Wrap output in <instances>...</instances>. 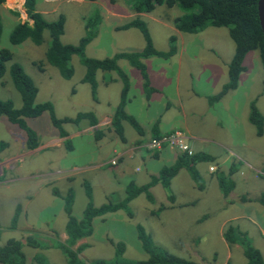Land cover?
Wrapping results in <instances>:
<instances>
[{
    "label": "rangeland",
    "instance_id": "1",
    "mask_svg": "<svg viewBox=\"0 0 264 264\" xmlns=\"http://www.w3.org/2000/svg\"><path fill=\"white\" fill-rule=\"evenodd\" d=\"M16 1L17 4H14V0H5L2 4L3 7H0V50L6 49L11 54V60L5 64V72L0 79V100H9L15 109L21 105V97L8 75V65L17 63L37 89L34 104H50L56 119L74 118L78 113H89L99 117L105 114L112 115L118 104L121 89V82L113 71H97L94 77L96 89L92 91L90 86L82 81L84 67L79 63L76 55H72L69 60L72 76L68 80L63 79L57 69L47 63L44 53L49 37L46 32L42 34L43 40L40 45H34L28 39L19 45L9 44V32L17 22H27L29 25L32 23L24 14L22 4H19L20 1ZM130 1L35 0L34 9L36 13L42 14V17L47 21L56 20L57 16L61 14L64 17V24L59 42L63 45L73 46L77 45L86 34L84 29L86 19L97 15L99 23L96 27V35L83 50L84 56L92 59L109 58L118 52H139L144 43L138 28L129 27L123 31L115 30L116 27L135 18L145 23L152 47L157 51H166L168 38L174 36L175 53L173 56L165 60L156 57L142 60L150 87L159 92L151 94L148 101L144 95H140L145 92L139 72L127 61L117 60V68L126 75L128 80L126 99L130 95L131 97L130 104L126 105L127 110L141 123L142 127L144 119L151 116L159 119L156 124V129L159 132L172 127L180 128V123L183 121L186 126L190 125L197 129L196 122L205 120L206 127L202 126V128L204 133L211 135L212 138L232 144L233 141L229 139V136L243 134L244 142L248 147L264 150V137L258 139L253 126L247 121L248 105L252 100L264 115V93L261 92L264 72L260 67L257 51L246 54L242 62L243 71L237 78L236 88L238 89L229 93L228 97H224L230 113H227L225 109L224 111L227 116L231 115L230 120L232 121L227 129L221 131L222 128L214 123L217 120L215 116L217 107L210 111L205 110L203 115L200 108L194 116L185 114V117H182V111L177 107L173 97L176 90L182 98V93H187L186 89L193 88L195 93L198 91L207 93V103L212 102L211 98L215 96L212 89H221L227 82V65L233 53V42L227 33L225 35L226 29L224 28L208 27L197 34L178 32L173 27L172 20L182 15L183 12L176 7L167 8L161 5L156 6L148 14H135L129 9ZM10 11L18 12V17L10 14ZM225 94L226 92L221 97ZM224 100L222 104H224ZM195 101L196 99L192 100L193 103ZM143 104H148L146 110ZM180 105L186 107L182 103ZM259 114L261 115L260 112ZM49 116V112L45 110L34 119L24 120L40 142L55 137L59 130L71 132L74 127H79L87 122V120H81L73 125H71L72 123H62L56 128L51 124ZM17 128L15 124L12 126L4 117H0V143L5 144L4 148L0 150V154L9 147L5 151L4 158L11 153L15 155L16 162L19 163V175H14V184H11L8 189L0 187L1 226L9 225L14 209L19 206L15 230H1L0 246L9 239L19 240L25 264H38L39 261L47 264H66L62 251L54 247V244L57 240L63 242L65 239L64 225L67 216L62 211V200L51 197L49 190L55 187L58 188V192H61L60 185L66 186L69 183L62 180V173L69 172L68 178L72 183L70 184L72 193L69 192L72 204L70 214L76 220L81 219L82 211L88 202L83 194L82 181L90 184L92 207L106 204L108 195H110L108 201L111 203L120 201L124 195L122 186L120 184L111 186L108 181L110 171L108 168H112L102 166L92 172L70 170L72 165L79 167L108 160L110 157L108 152L114 140L117 145L120 142L115 139V134L107 131H101L98 139L94 138V133L90 135L84 133L73 141L74 155L65 156L62 150L50 149L46 153L31 156L24 155V152H21L16 144L8 146L12 142L10 133L12 130L16 131ZM262 128L264 134V125ZM132 132L133 130L126 126V141H129L133 136ZM183 136L185 137V135ZM15 141H20V139L15 137ZM210 148L215 149L219 154L225 153L221 147L210 145ZM16 162H14L15 166H17ZM165 165L167 164L164 161H160L154 165V168L158 169ZM57 171H61V173ZM29 173L31 176L28 175ZM19 177L26 179L23 182ZM48 179L52 181V185L48 186V189L35 187L37 186L35 184L41 180ZM142 185L143 183H141ZM157 185L161 186L160 183ZM171 187L166 191L173 193L176 199L183 201L190 198L188 176L183 171L173 179ZM181 188L183 190L176 194V191ZM160 189L162 194L156 188L147 190L154 199V205L146 200L145 194L142 192L131 200L126 205L131 213L130 218L123 210L93 218L90 224V235L75 245V247L80 244L86 245L84 250L77 255V259L83 264H89L96 260L111 262L114 258V245L120 242L124 248L122 260L128 263L145 260L147 255L141 250L136 236V227L140 226L149 236L153 245L159 246L173 256L196 263L201 262V264H224L225 248L218 234L220 225L219 215L216 212L218 204L211 201L213 197L207 195L208 200H203L196 211H191L188 207H181L161 210L158 215H149L145 212L146 209H156L167 200L165 190ZM29 195H32V198L26 202L25 199ZM198 211L211 212V218L196 224L194 219ZM252 217L256 226L263 227L264 216L258 215L260 219ZM255 228L254 226L249 227L253 241L250 242V245L253 249L254 245L260 249L263 253L262 261H264V241L259 240ZM25 238H31L37 248L29 247ZM241 242L245 244L243 240ZM192 255L194 257L196 255L198 260L193 259ZM238 258V262H232L231 259L229 264H245L244 256L238 255ZM233 259H236V256H233Z\"/></svg>",
    "mask_w": 264,
    "mask_h": 264
},
{
    "label": "trees",
    "instance_id": "2",
    "mask_svg": "<svg viewBox=\"0 0 264 264\" xmlns=\"http://www.w3.org/2000/svg\"><path fill=\"white\" fill-rule=\"evenodd\" d=\"M4 1L5 0H0V7ZM83 1L94 2L97 0ZM34 2L35 0H23L22 8L24 10V14L32 23L29 25L27 22H17L9 32V44L19 45L28 39L34 45H40L43 40L42 34L43 32H46L49 37L47 49L44 53L47 63L55 67L63 79L68 80L72 76V70L69 67V60L72 55H76L79 63L82 67H84L82 81L87 83L92 91L96 89L94 77L97 71H113L121 82V89L119 92V101L114 113L111 116L109 126L111 127L113 133L121 141L123 140V121L127 122L137 132V134L140 135L141 129L138 124L124 111V105L126 103L128 93V80L126 75L117 68L116 62L119 59H123L139 72L142 80V88L145 92L144 96L148 98L150 94L154 92V89L149 85L146 68L142 60L149 57H156L165 60L173 56L175 53V37L170 36L168 38V49L166 51H157L152 47L145 23L138 18H135L126 24L116 27L115 30L123 31L129 27L138 28V32L140 33L144 43L139 52H118L113 56L104 59L87 58L84 56L83 50L96 35V27L99 23V17L97 15H93L86 19L84 23L86 34L79 40L77 45H63L59 42V37L63 32L64 17L59 14L56 20L47 21L42 17V14L35 12ZM130 2L129 9L135 14H148L152 12L156 6L161 5H164L167 8H178L183 12V14L172 20V25L180 33L197 34L208 27L226 29L227 36L233 42V53L227 65V82L223 88H221L215 96L211 98L213 101L218 100L225 92L236 88L238 75L243 71V59L249 52L255 50L257 51L259 64L264 72V40L257 16L258 0H131ZM14 4H17V1H14ZM10 14L18 17V12L16 11H10ZM10 60V52L6 49H1L0 79L5 72V64L10 62ZM39 70L41 69L39 68ZM8 75L12 85L21 97V105L18 109H15L12 107V103L9 100H0V117H4L10 124H15L23 132L25 150H34L38 146V142L36 134L25 124L24 120L34 119L40 116L45 110L49 112L51 124L56 128H58L62 123L76 124L81 120H87L89 126H95L97 124L95 116H92L89 113H78L74 118L56 119L50 104H34L37 89L29 77L23 72L19 64L10 63L8 65ZM261 92L264 93V79L261 82ZM254 103L255 101L252 100L248 105L247 121L251 126H253L255 135L259 136L263 133V122L262 117H260L261 115L256 109ZM153 129V138H159L161 135H158L156 125H153ZM173 131L175 130L164 134L166 135ZM58 135L59 138L67 136L66 132L63 130H59ZM100 135V132H95L94 138L98 139ZM186 142L188 143L187 139ZM4 146L5 144L0 143V150L3 149ZM163 147L171 146L162 145L161 149ZM171 148L179 152L175 162L170 166L162 167L158 171L157 176L152 177L151 180L143 187L136 188L131 183L127 184L124 196L118 202L111 203L108 201L106 204L99 207H92L90 203L91 190L89 185L85 183L84 195L85 198L88 199V203L82 211L83 213L81 219L79 220L74 219L70 214V194L68 193L63 197V211L67 216V220L64 225L65 239L63 242L57 240L54 247L62 251L66 264H83L77 259V255L84 250L86 245L80 244L76 247L75 245L78 241L90 235V224L93 218L100 217L107 213H114L117 210H123L127 217L130 218L131 213L127 209L126 205H128L131 200L142 192L145 194L146 200L148 202H152L153 198L147 190L160 183L162 188L166 191L169 179L172 178L180 169H185L197 186L199 188L202 187L197 172L193 167L194 163L201 160L212 162L214 161V158L211 156H197V154L193 153V151L192 154H187L186 152H180L173 147ZM67 149H69V146H67ZM145 149L148 150L146 147ZM148 151L156 152L158 150ZM219 181L218 185L222 196L226 197L232 188L233 183L224 176L219 177ZM169 199L171 200V196H169ZM261 202L264 203V201ZM18 210L19 206L15 208L13 213L9 226L11 229L16 223ZM158 211L161 210L158 209L156 212ZM136 236L140 243L141 250L147 255L145 260L134 263H128L127 261L122 260L121 256L124 252V248L123 244L118 242L114 245V258L111 262L96 260L90 262L89 264H197L193 261L173 256L165 250L153 245L149 236L145 234L140 226L136 227ZM223 238L227 243H232L235 240L231 227L225 228ZM25 240L29 247L34 249L37 248V246L33 244L31 238H25ZM242 248L246 264H264L260 258L259 252H257L256 249H253L245 244H242ZM21 249L22 247L19 240L9 239L6 241L4 245L0 246V264H25L24 254ZM38 264L47 263H40L39 261Z\"/></svg>",
    "mask_w": 264,
    "mask_h": 264
},
{
    "label": "crops",
    "instance_id": "3",
    "mask_svg": "<svg viewBox=\"0 0 264 264\" xmlns=\"http://www.w3.org/2000/svg\"><path fill=\"white\" fill-rule=\"evenodd\" d=\"M19 1H20L19 4L23 3L22 0ZM1 7L3 6L1 5ZM226 33L227 32L225 30V35ZM237 89L238 88L230 90L226 92V94L220 97L218 100L216 101L214 100L209 103H207V96H206L207 93L205 92L203 93L202 91H198V93H195L193 88L186 89L185 91L187 93H182V98L181 95H179L178 91L176 90L173 97L175 103L177 104V107L182 111V117H185V114L194 116L195 114H197L200 108L202 109V115H203L205 110L210 111L212 110V108L217 107V111L215 112V116L217 117V120L214 123L216 124V126L221 127L222 128L221 131H223L227 129L232 123V121L230 120L231 115L227 116L226 112L224 111L225 109L227 110V113H230L227 107L226 98L224 97H228L229 93ZM219 90L220 88L212 89L213 94L215 95ZM154 93H159V92L154 89V92L151 94ZM140 95L143 96L144 94L141 93ZM130 97L131 95L126 99V104L124 105V111L128 116L132 117L140 127L141 123H139L134 118L133 114L127 110L128 107H126V105L130 104V100H129ZM149 97L147 98V101L149 100ZM195 99L196 101L193 103L192 100ZM223 99H225L224 104H222ZM181 103L184 104L187 108L184 107L183 105H180ZM146 105L148 104L145 105L143 104L145 110L147 108ZM256 107L263 117L262 118V122H263L264 121L263 112L259 109L257 105ZM111 116L112 115L109 114L102 115L101 117L95 116L97 121V124L95 126H89L87 122L83 123V125L79 127H74V129H72L71 132H66L67 135L66 137L59 138V135L55 134V137L50 138L45 142H40L39 139L37 138L38 146L32 151H27L24 149L23 132L19 128H17L16 131L15 130L11 131L10 136L12 138V142L11 145L8 146H13L16 144L18 145L19 150L21 152H24V155H31V156L39 155L41 153H46L50 149L62 150L65 156L74 155L75 146H73L74 145L73 141L74 139L81 137L84 133H88V135L101 131H107L113 133L111 127L109 126ZM158 122L159 119L154 118L152 116L149 117L148 119H144V126L140 127L142 135L141 134L139 135L127 122L123 121L122 122L123 140L121 141L117 138V136H115V139H118L117 141H119L120 144L117 145V142L114 140V143L108 152V155L110 156L108 160L104 162L100 161L95 164L91 163L90 165H83L79 167L72 165L70 167V170L81 171V172L89 170L92 172V171H97L102 166H107L112 168V169L108 168V170H110L108 181L109 184H111V186L113 184L116 185L120 184L122 186L121 187L122 191H125V187L129 183L134 185L136 188L145 186L151 180L152 177L157 176L158 171L162 167L172 165L175 162L177 156L179 155V152L175 151L171 147H163L162 149L156 152L148 151L145 149L144 147L145 144L154 136L153 125H156ZM10 125L13 126V124ZM126 126H129L133 130L132 132L133 136L130 137L129 141H126L125 138ZM195 126L197 127V129H194L190 125L186 126L185 122L183 121L182 123H180V128L172 127L164 131H160V132L157 131V133L158 135L159 134L162 135L172 130L181 131L188 140L189 148L193 151V153L197 154V156L199 155L211 156L212 158H214V161L212 162L207 160H201V161H196L194 163L193 167L197 172L202 187L199 188L197 186V184L191 179L190 174H188V172L185 169H180L172 178L169 179L167 189L172 188L171 184L173 179L176 178L179 172L183 171L185 175L188 176V191L190 198L183 201L178 200L176 199L175 196H173V193L164 191L162 186L156 184L157 186L154 185L150 188L158 189L160 191V194L163 193L160 189L162 188L163 191L166 193L165 198L167 200H165L164 203H161L156 209H146L145 212L148 213L149 215H158L160 213L159 211L156 212L158 209L172 210L174 208H181V207H188L189 210L196 211L203 203V200H208L207 195L212 196L213 199L211 201L218 204V207L216 209V212L219 215V219H220L218 234L225 248L224 264L229 263L231 259L232 262H238L239 261L238 255L243 257V248H242L243 243L241 242V240H243V242L250 247H251L250 242H253L251 233L249 231L250 226L256 227L255 229L259 240L264 241V224L263 227H259L258 225L256 226V223L253 221V217H252L254 216L260 219L258 215L264 216V203L261 202L264 201V150H255L254 148L248 147V145L244 142L243 134L240 135L235 134L229 136V139L233 141L232 144L223 142L218 138H212L211 135L204 133V129L202 128V126L206 127L205 120H200L196 122ZM15 137L19 138L20 141H15ZM256 137L258 139H263L264 134L262 133L261 135ZM210 145L221 147L225 151V153L224 154L217 153L215 149L210 148ZM67 146H69V149H67ZM8 148L9 147H7L0 154V187L4 189H8L9 187H11V184L12 185L14 184L15 181L14 175L16 176L19 175V170H18L19 163L16 162V158L14 157L15 155H12L10 153L9 156L4 158L5 151ZM110 160H115V164L110 165L109 164ZM160 161H164L165 164L167 165L159 167L158 169L154 168V165H156ZM14 162L17 163V166H15ZM57 172L61 173V171H57ZM68 173L69 172L62 173L63 174L62 180L67 181L69 183L66 186L60 185V188H62L61 192H58L59 191L58 188L55 187L52 188V190H49L50 196L55 197V199H61L62 203H63V197L66 196L69 192L72 193V189L70 187V184L72 183L70 178H68L69 177ZM28 175L31 176V173H29ZM222 176L226 177L233 183V186L228 192L226 197L222 196L221 190L218 185L220 182L219 177ZM19 178L23 182L26 179L25 177H19ZM85 183H87L90 186L88 182H84V181L81 182V186L84 187ZM141 183H143L142 186ZM35 185H37L35 186L37 188L48 189V186L52 185V181L50 179L46 181L41 180L39 183ZM181 190H183V188L177 190L176 194H179ZM84 193L85 190L83 191V194ZM109 196L110 195L106 197L107 201L105 202H108ZM169 196H171V200L169 199ZM31 198L32 195H29L25 199L26 202H29ZM151 205H154V199L151 202ZM154 212L157 214H155ZM211 214L212 213L209 211H198L194 219V222L198 224L207 218H211ZM9 226L10 223L8 226L0 225V232L3 229H9L12 231L15 230V225L12 229L9 228ZM226 227L232 228L233 236L235 239L232 243H227L222 236V233L224 232ZM254 249H256V251L259 252L260 258L262 260L263 253L256 245H254ZM233 256H236V259H233ZM192 257L193 259L198 258L196 255L195 257L192 255ZM262 262L264 263V261ZM197 264H201V262ZM245 264H246V259H245Z\"/></svg>",
    "mask_w": 264,
    "mask_h": 264
},
{
    "label": "built area",
    "instance_id": "4",
    "mask_svg": "<svg viewBox=\"0 0 264 264\" xmlns=\"http://www.w3.org/2000/svg\"><path fill=\"white\" fill-rule=\"evenodd\" d=\"M181 131L175 130L169 134H163L159 138H152L146 144L145 147L148 150H159L162 145H168L180 152H186L187 154H192V150L187 145L186 138ZM110 164L114 165L115 161L110 160Z\"/></svg>",
    "mask_w": 264,
    "mask_h": 264
},
{
    "label": "water",
    "instance_id": "5",
    "mask_svg": "<svg viewBox=\"0 0 264 264\" xmlns=\"http://www.w3.org/2000/svg\"><path fill=\"white\" fill-rule=\"evenodd\" d=\"M257 16L264 40V0H258L257 2Z\"/></svg>",
    "mask_w": 264,
    "mask_h": 264
}]
</instances>
